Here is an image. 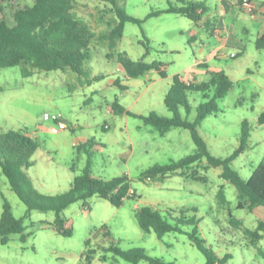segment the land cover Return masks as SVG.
Returning <instances> with one entry per match:
<instances>
[{"label":"rangeland","instance_id":"1","mask_svg":"<svg viewBox=\"0 0 264 264\" xmlns=\"http://www.w3.org/2000/svg\"><path fill=\"white\" fill-rule=\"evenodd\" d=\"M197 1L208 9L209 22L202 27L174 14L149 18L169 5L175 7L176 0H118L117 7L99 0H75L73 13L95 35L83 74L35 71L25 78L21 66L0 70V134L25 131L39 143L40 149L31 158L33 166L23 169L37 193L47 197L69 193L91 161L95 178L110 181L128 176L137 194L121 208L98 196L86 205H72L63 214L67 227L73 230V236L66 238L55 229L54 212L33 211L25 218L28 208L0 167V222L7 201L14 216L24 219L26 228L25 241L17 235L8 245L0 244V264H87L86 252L92 253L91 264H130L108 252L111 248L143 249L167 263L207 264L206 256L187 235L171 233L160 241L155 233L144 232L137 212L146 207L171 222L183 217L200 222L199 236L207 247L220 259L232 256L226 264H264V238L254 245L244 234L264 223V208L253 212L238 209V190L222 178L223 168L205 160L186 170L184 177L160 183L142 179L154 166L179 162L197 150L191 132L173 129L162 136L141 119L153 113L174 117L165 101L176 76L203 84L210 82L214 73L225 72L234 87L219 102L220 112L206 119L198 135L214 158L226 160L239 149L243 123L248 122L250 149L232 168L248 180L264 158V126L258 125L264 112V49L257 47L264 22L238 8L218 15L217 0ZM256 2L262 5L264 0ZM26 4L32 7L34 3L26 0ZM117 8L144 24L127 23L123 39L111 48L110 41L102 37L120 22ZM220 24L231 30L240 47L219 49L223 41L215 33ZM238 48L245 51L235 58ZM215 51L222 54L219 59L213 58ZM147 52L146 62L161 64L167 78L156 71L128 78L119 56L126 53L140 61ZM200 61L207 63L209 73L197 67ZM117 81L128 90L122 91L115 85ZM189 96L193 111L188 115L182 109L181 114L194 122L197 108L205 100L200 94ZM117 103L133 116L116 115L113 106ZM81 145L85 148L79 151ZM221 189L228 201L226 207L218 199ZM229 211L243 222L241 230L230 224Z\"/></svg>","mask_w":264,"mask_h":264},{"label":"trees","instance_id":"2","mask_svg":"<svg viewBox=\"0 0 264 264\" xmlns=\"http://www.w3.org/2000/svg\"><path fill=\"white\" fill-rule=\"evenodd\" d=\"M99 1L117 7L118 0ZM25 3L26 0H0V70L21 66L25 78L33 76L35 71L70 70L76 74H83V67L89 59V50L95 35L73 13L75 0H33L32 7ZM117 13L120 22L113 27L111 32L102 37L103 40L110 41L111 48H115L123 39L127 23L144 24V21L127 15L122 9L117 8ZM206 13L207 8L203 3L177 0L175 7L169 5V8L164 11L152 13L149 18L174 14L199 24ZM257 47L264 49V36L258 40ZM148 54L149 52L140 61H133L126 53L119 56V63L129 79H138L152 71L158 72L162 78H167L161 64L146 62ZM101 79L103 78H96V80ZM115 85L122 91L128 90V87L122 86L120 81H117ZM233 87V81L225 72L214 73L212 80L203 84L186 83L181 76L174 78L165 101L174 117L165 118L153 113L141 119L162 136H166L173 129L191 132L197 150L194 155L179 162L166 166H154L143 173L144 181L160 183L174 176L184 177L187 176L186 170L207 160L211 166L223 168L222 178L238 190V209L248 208L250 212H253L257 208H264V158L248 180H244L232 168L233 163L250 149L252 132L249 123H243L239 149L226 160L214 158L198 135V129L206 119L220 112L219 102L225 99ZM2 91L0 87V92ZM190 94H200L205 100L197 108V117L194 122L184 118L181 114L182 109L188 115H191L193 111ZM113 112L116 115L133 116L118 103L113 106ZM258 125L264 126V112L259 117ZM84 148L85 145L78 147L79 151ZM39 149V143L25 131H8L0 134V167L12 190L28 208L25 218H28L33 211L54 212L57 233L69 238L73 236V230L67 227L63 214L72 205L78 202H84L86 205L91 198L98 196L110 202L114 207L121 208L127 200L137 198L128 176L110 181L95 178L92 174L91 161L84 174L74 180L69 193L57 197L43 196L34 190L31 180L23 171L24 168L33 166L31 158ZM218 199L221 206H227L228 201L223 189L220 190ZM229 215L232 227L241 230L243 222L235 219L230 211ZM137 221L144 232L155 233L160 241L171 233L187 235L194 246L206 256L207 264H226L232 259L231 255L220 259L207 247L206 242L199 236L200 222L195 219L187 220L183 217L171 222L158 211L146 207L137 212ZM25 231L24 219H17L11 205L5 201L0 222V244L8 245L11 237L17 235L22 236V240L25 241ZM244 234L256 245L264 238V223H261L255 231L245 230ZM108 252L114 253L115 256L130 264L141 262L173 264L152 257L143 249L123 251L119 248H111ZM84 256L87 264H91L92 253L86 252Z\"/></svg>","mask_w":264,"mask_h":264},{"label":"crops","instance_id":"3","mask_svg":"<svg viewBox=\"0 0 264 264\" xmlns=\"http://www.w3.org/2000/svg\"><path fill=\"white\" fill-rule=\"evenodd\" d=\"M183 1H194L197 3H203V2H200L197 0H183ZM252 1L258 6V15H257V18H255V19H262L264 22V3L262 5H260L256 2V0H252ZM217 3H218V5H217L218 15H222V16L228 15L231 8H238L240 10H243L241 7L242 0H217ZM207 15H208V9H207V13L203 16L201 23L197 24L199 27L204 26L205 22H209V18L207 17ZM224 20H225V18H224ZM219 27H220L219 28L220 30H216V33H215V35L219 36L221 38V40L223 41V44L221 45V47L219 49L224 50V51H230L232 49H237L236 47H240V44L233 40L234 39L233 33L231 32V30L227 26L222 27L220 24ZM222 34L226 35L225 38L222 37ZM263 36H264V32H263V35L261 37H263ZM194 39L195 40L197 39L196 36L194 37ZM232 45H236V47L235 46L233 47ZM238 50L240 52L236 53L235 58L241 57L243 55V52L245 51V50H242L241 48H238ZM212 56L215 59H219L222 56V54L221 53L217 54V51H215V53H213ZM197 67L199 69H201V68L204 69V71H206V73L210 72V69H209L206 62H201V61L198 62ZM185 82L191 83L192 81H189V82L185 81ZM63 127H66V125L63 124Z\"/></svg>","mask_w":264,"mask_h":264},{"label":"built area","instance_id":"4","mask_svg":"<svg viewBox=\"0 0 264 264\" xmlns=\"http://www.w3.org/2000/svg\"><path fill=\"white\" fill-rule=\"evenodd\" d=\"M241 7L245 12L249 13L252 18H257L258 6L252 0H242ZM54 132L56 133L57 130L55 129Z\"/></svg>","mask_w":264,"mask_h":264}]
</instances>
